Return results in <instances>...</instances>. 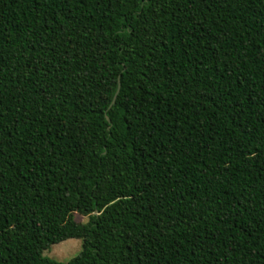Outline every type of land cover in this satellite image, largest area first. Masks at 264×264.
<instances>
[{
	"label": "trees",
	"instance_id": "obj_1",
	"mask_svg": "<svg viewBox=\"0 0 264 264\" xmlns=\"http://www.w3.org/2000/svg\"><path fill=\"white\" fill-rule=\"evenodd\" d=\"M0 264H264V0H0Z\"/></svg>",
	"mask_w": 264,
	"mask_h": 264
},
{
	"label": "rangeland",
	"instance_id": "obj_2",
	"mask_svg": "<svg viewBox=\"0 0 264 264\" xmlns=\"http://www.w3.org/2000/svg\"><path fill=\"white\" fill-rule=\"evenodd\" d=\"M88 217V214L84 212L75 211L73 213V218L78 223H85ZM80 249L81 239L71 237L50 245L48 249L43 250V254L58 261H67L76 255Z\"/></svg>",
	"mask_w": 264,
	"mask_h": 264
},
{
	"label": "water",
	"instance_id": "obj_3",
	"mask_svg": "<svg viewBox=\"0 0 264 264\" xmlns=\"http://www.w3.org/2000/svg\"><path fill=\"white\" fill-rule=\"evenodd\" d=\"M119 88H120V80H119V78H118L117 89H116V91H115V93H114V95H113V97H112V99H111L110 105H112V104L115 102L116 95H117V93H118V91H119ZM107 119L109 120L108 117H107Z\"/></svg>",
	"mask_w": 264,
	"mask_h": 264
}]
</instances>
